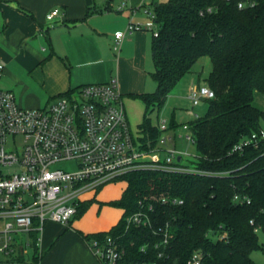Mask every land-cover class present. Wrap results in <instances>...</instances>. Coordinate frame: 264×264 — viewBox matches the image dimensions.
I'll return each instance as SVG.
<instances>
[{"label":"trees","instance_id":"16d2710c","mask_svg":"<svg viewBox=\"0 0 264 264\" xmlns=\"http://www.w3.org/2000/svg\"><path fill=\"white\" fill-rule=\"evenodd\" d=\"M212 4L168 0L155 5L160 28L152 42L151 76L156 90L132 95L146 105L138 137L143 148H156L163 132L151 123L148 111L162 109L202 57L212 62L205 82L215 98L188 125L196 158L184 165L197 172L147 169L125 174L127 186L116 202L124 210L122 219L110 231L83 235L88 245L108 236L116 240L122 252L118 264H187L196 252L202 253V264H259L253 254L263 250L264 141L242 152L232 149L264 128V110L254 105L256 93L264 95V0L246 10L220 3L213 13L200 14ZM178 128L175 121L169 125ZM166 195L183 204L163 205L160 199ZM235 195L250 203L235 202ZM82 210L83 204L77 214ZM138 211L149 215L150 226L128 223ZM33 248L32 262L19 261L39 264L40 248Z\"/></svg>","mask_w":264,"mask_h":264},{"label":"built area","instance_id":"2783aa9c","mask_svg":"<svg viewBox=\"0 0 264 264\" xmlns=\"http://www.w3.org/2000/svg\"><path fill=\"white\" fill-rule=\"evenodd\" d=\"M211 1L213 4L202 10L201 15L213 13L220 3L234 4L239 10L259 5V0ZM154 8V0L138 7L148 21L145 25L130 23L126 31L116 32L114 52H120L127 33L145 29L154 38L159 36ZM62 15L55 8L47 13L46 19L54 22ZM4 68L0 64V77ZM214 98L215 93L207 84H191L189 113L198 118L200 115L193 108ZM158 127L161 131L169 130L165 120ZM19 137L23 139L21 145ZM180 137L194 144L191 133ZM263 141L264 128L242 139L232 152L259 147ZM157 152L156 148H143L139 139L133 137L116 78L107 83L82 85L43 109L23 108L13 91L0 89V258L16 260L25 257L29 246L40 248L45 224L52 221L69 225L77 215L81 194L107 181L147 169L197 172L184 165L190 156L187 150L175 145L166 150L163 158ZM61 162L74 163V170L51 168ZM160 200L163 205L183 204L182 199L167 195ZM234 201L250 203L249 198L239 195L234 196ZM128 223L150 226L151 220L147 213L138 211L128 218ZM24 233L31 239L23 238ZM223 238L221 235L220 239ZM89 246L103 264H118L122 257L119 244L111 236ZM202 259V253L196 252L187 264H202Z\"/></svg>","mask_w":264,"mask_h":264},{"label":"crops","instance_id":"0c3cea01","mask_svg":"<svg viewBox=\"0 0 264 264\" xmlns=\"http://www.w3.org/2000/svg\"><path fill=\"white\" fill-rule=\"evenodd\" d=\"M159 3L163 2L154 0L155 5ZM144 4L150 2L0 0L3 87L19 93L18 99L29 108L53 104L82 85L113 78L118 80L122 99L144 93L153 36L145 29L127 33L120 52L113 51L116 32L126 31L130 23L145 25L148 21L138 9ZM55 8L63 15L48 22L46 15ZM194 81L192 76L190 83ZM78 225L73 219L69 225L48 221L41 233L39 264H103L83 238L100 232L81 230ZM0 264L24 263L17 258Z\"/></svg>","mask_w":264,"mask_h":264},{"label":"rangeland","instance_id":"374dc122","mask_svg":"<svg viewBox=\"0 0 264 264\" xmlns=\"http://www.w3.org/2000/svg\"><path fill=\"white\" fill-rule=\"evenodd\" d=\"M150 2V0H148ZM158 2H167L168 0H157ZM152 38L153 34L151 31H147ZM150 59V58H149ZM147 75L145 79V91L144 93H152L156 90V83L153 80L151 73L154 71V63L151 59L146 67ZM212 70V62L209 57H202L194 66L193 71L186 76H184L177 86L170 93L165 105L162 109H154L148 111V116L151 118V123L154 126H158L161 121H166L169 125L173 121L179 124V128L174 130H167L161 133L159 141L157 143L156 151L163 158L165 156L166 150L177 145L179 149L187 150L190 154L188 158L184 161L185 163L189 160H194L196 158L195 145L187 141L185 138H181L184 135L189 134V122L194 119V117L189 113L191 109V104L188 99V90L190 87V80L192 76L195 77V85H199V82H203ZM198 77V78H197ZM200 78V80H199ZM5 77L4 74L0 77V89H4L3 81ZM206 84V83H205ZM12 91V90H11ZM17 102L23 108H29V105L22 103L19 99V93H14ZM124 107L128 116V121L132 135L135 139L140 136L139 126L144 120L146 113V105L140 99L134 98L132 96H123ZM254 105L262 110H264V95L256 93L254 99ZM46 104H42L39 108L43 109ZM208 104L204 102L201 106L194 107L193 111L200 116L204 115L207 111ZM171 137L172 140H167L164 142L162 139ZM23 139L18 138V144H22ZM52 169H63V170H74L75 165L72 162H61L55 164L51 167ZM127 186V181L120 177L114 180L107 181L100 185L99 187L92 188L85 193L81 194L80 201L83 204V210L79 214L75 215L72 219L73 221H79L78 228L81 230H92L94 232H104L107 228L109 231L116 226L124 215V210L121 209L116 202L122 197L123 190ZM80 204V205H81ZM115 224L110 227V224ZM107 232V231H106ZM35 237V236H32ZM23 238H30L27 233L23 234ZM259 238L261 243H263V250H260L254 254L259 264H264V231L259 233ZM34 255L33 246L27 248V253L25 254L24 260L29 263L32 262ZM2 262H12L14 259L0 258Z\"/></svg>","mask_w":264,"mask_h":264}]
</instances>
